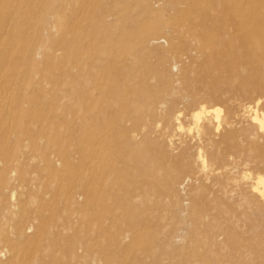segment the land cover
Masks as SVG:
<instances>
[{
  "label": "bare ground",
  "instance_id": "1",
  "mask_svg": "<svg viewBox=\"0 0 264 264\" xmlns=\"http://www.w3.org/2000/svg\"><path fill=\"white\" fill-rule=\"evenodd\" d=\"M53 3H46V19ZM144 3L152 20L142 23L128 12L100 9L99 2L97 14L87 21L90 30L94 29L87 39V50L73 52L51 39L64 53V63L73 62L84 72L83 60L87 59V77L78 75L77 84H69L66 96L71 103L87 100L82 128H87L91 185L93 179L102 181L90 192L91 199L98 193L102 197L101 243L108 252L116 248L133 254L140 247L141 259L152 264H264V0ZM0 14L13 18L9 9L3 8ZM57 26L64 28L61 15H57ZM26 49L34 58L42 47L34 39ZM184 52H188L191 67L175 80L167 65ZM151 58L156 59L157 68H152ZM198 60L200 71L195 72ZM51 68L41 74L45 81L55 82ZM33 74L26 75L27 83L42 92L38 97L41 101H49L44 85L33 81ZM156 77L167 81L165 91L152 85ZM85 88L87 97H81ZM153 88L160 99L168 95L180 101L165 100L158 108L166 107L165 112L145 108L141 101H154L149 92ZM23 102L19 96L8 107L19 119L10 129L17 137L24 134L20 120L25 115ZM180 102L191 108L190 125L185 123L187 110L179 108ZM208 104L222 106L226 114L222 116L216 109L214 116H208ZM70 110L68 118L73 111L83 109ZM65 122V129H69L71 122ZM48 131L42 137L48 139L49 150L58 138ZM79 146V151L86 150L85 139ZM23 156V149L16 146L9 159H4L5 171L17 170ZM36 157L28 156L31 160ZM46 158L49 161L44 153L37 157ZM185 165L189 175L181 178L176 169L183 172ZM94 169H98V176ZM249 171L257 176L253 183L249 182L253 179ZM4 177L0 171V181ZM218 178L223 181H215ZM206 181H215L218 191L192 213L190 221L184 217L178 225L165 217L158 223L153 221L156 213L148 208L159 187L177 195L189 182ZM14 204L7 215L14 235L3 231L0 237L4 243L0 255L9 258L8 264L21 260L22 241L31 230L40 232L34 223L22 220L15 209L20 206ZM62 229L65 234L70 226ZM68 245L71 251L83 249L75 240ZM86 257L87 251L82 259L86 261Z\"/></svg>",
  "mask_w": 264,
  "mask_h": 264
},
{
  "label": "rangeland",
  "instance_id": "2",
  "mask_svg": "<svg viewBox=\"0 0 264 264\" xmlns=\"http://www.w3.org/2000/svg\"><path fill=\"white\" fill-rule=\"evenodd\" d=\"M145 1L54 0L53 8L47 19L45 18V9L49 0L0 1V12L3 8L7 11L9 9V14L13 17L11 20L8 15L3 18L4 14H0V171L5 174V177L0 181V237L3 235V231L7 235L10 234L11 237L14 235L12 233L13 226L7 216L9 207L13 203L20 206L15 209L20 212L24 222L34 223L40 229L39 234L36 228L32 229L26 239L22 241L23 253L20 257L21 260L16 264H34L31 260L35 261V264H152L141 259L140 247L135 248L133 254L126 253L127 250L119 251L116 248H112L108 252L106 245L101 243L102 197L100 198L101 194L98 193L94 194V199H91L92 193L90 192L100 184L102 185V181L98 178L93 179L91 185L87 164V128H82L84 117L87 116V100L71 103L66 96L69 84H77L76 77L78 75L87 77V59L83 60V67L85 66L83 72L73 62L64 63V53L60 47L56 48L54 42L52 43V40H56L59 44L69 46L73 52L82 50V48L87 50V39L94 32L93 28L90 30L87 21L97 14L99 2L102 4L98 9L116 12L115 14L125 11L131 17L134 16L140 22L145 23L152 20L146 13ZM57 15H61L64 20V28L61 30L57 26ZM34 39L36 44L44 49L39 50L38 55L32 58L26 45H30ZM175 43L178 44V42ZM188 58V52H184L181 57L170 60L167 69L173 79L178 80L185 69L191 67ZM203 60L201 58V61ZM199 63L200 60L194 65L195 72L200 71ZM150 64L153 66L152 68H157L155 58H151ZM48 68H51L49 70L56 74L55 82L43 79L41 73ZM29 73H34L33 81L41 82L44 85L49 101L46 102L44 99L41 101L38 97L42 92L35 90L27 83L26 75ZM166 83L167 81L156 77L152 85H157L158 91L163 88L165 91ZM153 91L154 88L149 92L154 95V101L152 99L141 101L145 108L148 106L156 110L165 100V103L170 100L180 101L178 97L170 98L167 97L168 95L160 99ZM84 95L87 97L86 88L80 92L81 97ZM19 96L24 98L25 115L22 117L23 119H20L24 134L22 136L19 134L17 137L10 129L16 125V121L19 119L8 107L17 101ZM206 106L210 111L208 116H214L216 109L221 112L222 116L226 114V109L222 106L215 107L213 104ZM179 108L187 110L184 112L187 117L185 123L190 125L192 123L190 122L191 108L189 109L187 104H181V102ZM68 109H71L70 112L83 110L73 111V114L68 118ZM166 109L165 107V110H158L165 112ZM155 110L154 112L157 111ZM68 119L71 123H69V129H65L64 124ZM61 128H64V131ZM46 131L50 135L52 134L53 138H58V143L55 147L50 146L49 150L48 139L42 137V133ZM36 137V141L33 142L32 140ZM82 139L86 141L85 151H79V142ZM41 140H43L42 143ZM158 144L162 145L163 141L159 140ZM16 146L24 151V156L21 159L23 164H20L17 170L10 169L6 172L4 159L10 156ZM42 153L49 158V161L47 158L37 159ZM32 155L37 156L36 159L28 158ZM183 168V172L179 167L176 169L178 173H181V178L189 175L186 171L187 165ZM94 170L98 176V169ZM249 175L253 178L249 182L253 183L257 176L250 171ZM215 181L222 182L223 179L218 178ZM215 181L196 184L189 182L187 187L182 188L183 191L180 190L177 195H172L169 191L159 187L160 190L152 196V204L148 208L149 211L156 213V218H153V221L158 223L164 217L166 220L172 221L173 225H178L181 217L190 221L192 213L198 212L214 198V194L218 191ZM182 203L185 204L186 209L182 207ZM183 210H186L185 213L182 212ZM13 223L15 224V222ZM63 226H70L69 232L64 234ZM73 240L82 244L79 247L83 249L69 250L68 244ZM2 244L4 245L0 241V247ZM86 251L87 260L84 261L82 257ZM34 255L38 258L35 259ZM3 256L0 257V264H8L9 258L6 255Z\"/></svg>",
  "mask_w": 264,
  "mask_h": 264
}]
</instances>
